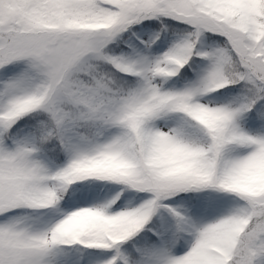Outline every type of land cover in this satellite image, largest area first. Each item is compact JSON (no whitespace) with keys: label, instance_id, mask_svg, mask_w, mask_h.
I'll list each match as a JSON object with an SVG mask.
<instances>
[{"label":"snow or ice","instance_id":"1","mask_svg":"<svg viewBox=\"0 0 264 264\" xmlns=\"http://www.w3.org/2000/svg\"><path fill=\"white\" fill-rule=\"evenodd\" d=\"M0 264H264V0H0Z\"/></svg>","mask_w":264,"mask_h":264}]
</instances>
